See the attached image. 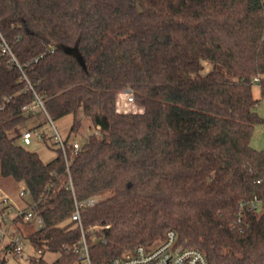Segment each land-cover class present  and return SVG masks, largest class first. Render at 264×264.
<instances>
[{
	"label": "trees",
	"instance_id": "obj_1",
	"mask_svg": "<svg viewBox=\"0 0 264 264\" xmlns=\"http://www.w3.org/2000/svg\"><path fill=\"white\" fill-rule=\"evenodd\" d=\"M1 37L21 69L0 47V173L43 219L20 231L30 264H86L83 237L103 264L169 229L210 264H264V0H0ZM77 41L86 70L63 50ZM36 95L52 122L73 116L67 159L19 143Z\"/></svg>",
	"mask_w": 264,
	"mask_h": 264
},
{
	"label": "built area",
	"instance_id": "obj_2",
	"mask_svg": "<svg viewBox=\"0 0 264 264\" xmlns=\"http://www.w3.org/2000/svg\"><path fill=\"white\" fill-rule=\"evenodd\" d=\"M0 47L4 54H9L11 56V62L17 65L20 69L21 66L17 61L16 57L13 55L10 47L6 41L1 37ZM24 79L27 80L25 73H23ZM258 82V79H255ZM28 89H32V86H28ZM125 102L124 111L127 112L135 104L133 93L127 89L120 93ZM39 108L52 123L49 118L46 109L44 107L43 101L39 96H35L32 104L25 109H31L33 111H38ZM55 141L59 144L62 149L65 158L67 159V144L66 141L61 137L57 129L55 128ZM33 133L31 131H25L21 140L24 145H30L32 143ZM73 147V152L76 154L81 146L78 142L71 144ZM20 198H28L29 192L23 187L19 193ZM97 200L92 198L87 200L86 205L92 206ZM1 207L2 212L0 213V240H9V245H11V250L16 254L28 259L26 255V241L21 235L16 234L12 231L14 227V220L20 217L25 222L32 223L35 227L39 228L43 225V219L32 209L28 210L17 209L15 210V204L9 197L2 199ZM255 202L251 203V207L255 208ZM83 204L77 205L76 212L73 215V220L78 221L81 224L80 208ZM15 211V214L13 212ZM14 216H13V215ZM11 234V235H10ZM84 257L86 264H92L89 256V248L87 241L83 237L81 247L76 249ZM41 251H38L34 256H39ZM103 264H210L205 254L196 248L183 247L178 243V234L174 229H169L166 231L165 235L155 244L146 246L140 245L133 252L117 256L110 261Z\"/></svg>",
	"mask_w": 264,
	"mask_h": 264
},
{
	"label": "rangeland",
	"instance_id": "obj_3",
	"mask_svg": "<svg viewBox=\"0 0 264 264\" xmlns=\"http://www.w3.org/2000/svg\"><path fill=\"white\" fill-rule=\"evenodd\" d=\"M208 71V67L205 69V72ZM253 93L255 98L260 99V89L257 84L253 87ZM118 102L121 108L125 107V102L123 101L122 96L118 95ZM134 110L140 109L137 105L132 107ZM256 112L264 119V100H260L259 104L256 107ZM34 116L30 117L25 123L20 125L15 132H21L23 130H30L33 133L32 143L30 145H24L22 140L20 139L19 143L23 145L29 151L37 153L43 161L49 162L56 158L57 152L56 148L59 147V144L55 141V128L61 135V137L66 140L70 133V128L73 122V116H67L58 122H50L45 114L39 108L36 111ZM102 121V120H101ZM102 122L99 123L96 131L102 128ZM96 132V133H97ZM91 133V130L88 128H83L78 134H71L69 137V143L73 144L74 142H78L80 146H82L87 136ZM42 137L46 138V141L43 140ZM251 146L256 150H264V123L258 124L253 133V137L251 140ZM22 184H16L12 182L10 179H6L1 176L0 173V202L3 198L9 197L13 203L15 204V210L22 209L28 210L29 202H31L30 198H20L19 193L22 190ZM1 207V203H0ZM2 210V209H1ZM0 210V212H2ZM15 214V211L13 212ZM12 214V215H13ZM14 216V215H13ZM14 227L12 231H15L16 234L22 235L21 232L28 233L30 232L31 226L24 221H17L15 218ZM21 231V232H20ZM11 235V234H10ZM9 241V240H8ZM6 240H0V258H5L7 264H30V260H32V256H34V250L32 246L27 243L26 247V255L28 259L16 254L11 249L7 250ZM57 255L52 253H47L45 255V259L48 262H52L56 259Z\"/></svg>",
	"mask_w": 264,
	"mask_h": 264
},
{
	"label": "water",
	"instance_id": "obj_4",
	"mask_svg": "<svg viewBox=\"0 0 264 264\" xmlns=\"http://www.w3.org/2000/svg\"><path fill=\"white\" fill-rule=\"evenodd\" d=\"M78 45H79V42L77 41L74 47H63V50L67 54H70V55L74 56L75 59L78 61V63L83 67V69L86 70L87 67H86V64H85V62H84V60L82 58V55H81V53L79 51ZM103 127L106 128L105 125Z\"/></svg>",
	"mask_w": 264,
	"mask_h": 264
},
{
	"label": "crops",
	"instance_id": "obj_5",
	"mask_svg": "<svg viewBox=\"0 0 264 264\" xmlns=\"http://www.w3.org/2000/svg\"><path fill=\"white\" fill-rule=\"evenodd\" d=\"M2 209V207H0V210ZM1 213V212H0ZM7 242H8V240H6ZM7 244H9V243H7Z\"/></svg>",
	"mask_w": 264,
	"mask_h": 264
}]
</instances>
